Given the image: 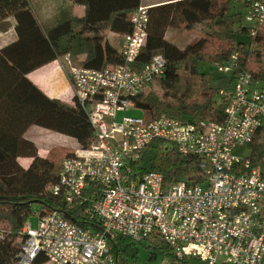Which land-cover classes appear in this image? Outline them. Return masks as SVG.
<instances>
[{
	"label": "built area",
	"instance_id": "1",
	"mask_svg": "<svg viewBox=\"0 0 264 264\" xmlns=\"http://www.w3.org/2000/svg\"><path fill=\"white\" fill-rule=\"evenodd\" d=\"M241 5L254 35L264 28V0H231ZM131 31L122 38L120 61L102 68L77 67L69 54L60 62L74 100L93 128L87 147H76L61 161L54 194L68 205L80 203L87 226L59 212L24 222L17 264H33L43 255L52 264H116L109 243L116 236L143 241L154 234L172 249L157 264H264V173L244 150L264 124V87L239 73L230 88H221L216 104L226 105L220 122L188 121L160 114L149 119L123 116L135 98L164 74L165 58L155 54L140 64L149 6L131 14ZM235 54L232 55V60ZM230 73L232 63L216 66ZM153 139L173 143L179 151L205 163L203 183L184 180L164 184L159 172L138 175L131 167Z\"/></svg>",
	"mask_w": 264,
	"mask_h": 264
},
{
	"label": "trees",
	"instance_id": "2",
	"mask_svg": "<svg viewBox=\"0 0 264 264\" xmlns=\"http://www.w3.org/2000/svg\"><path fill=\"white\" fill-rule=\"evenodd\" d=\"M82 13H71L50 26L40 23L30 0H0V22L14 21L16 39L0 47V264H17L24 222L40 215L59 212L69 220L87 226L84 206L68 205L62 193L54 194L62 160L38 154L36 144L24 137L30 126H40L75 139L77 147H87L93 128L85 110L50 98L26 76L35 68L69 54L77 67L102 68L120 61L122 38L131 31V14L142 0H66ZM231 0H173L149 6L147 37L138 62L152 55L165 58L162 76L153 79L149 90L135 98V108L153 119L160 114L188 121L220 122L226 99L217 105L221 88H230L241 72L264 87V28L254 35ZM233 9L235 11H233ZM178 19L183 30L197 31L203 37L184 46L171 41L167 30ZM112 34V38L108 37ZM84 58H80L84 55ZM235 59L232 60V55ZM232 63L224 83L212 85L200 66ZM224 84V85H223ZM244 156L264 170V124L253 133ZM18 157H30L22 166ZM131 167L138 175L155 171L164 184L184 180L203 183L205 163L198 156L179 151L173 143L153 139L141 151ZM264 173V171H262ZM37 206V210L33 209ZM116 264H137L139 247L148 251L149 259L173 257L172 249L157 235L143 241L118 235L111 239ZM47 259L41 254L33 264ZM184 264H201L184 260Z\"/></svg>",
	"mask_w": 264,
	"mask_h": 264
},
{
	"label": "crops",
	"instance_id": "3",
	"mask_svg": "<svg viewBox=\"0 0 264 264\" xmlns=\"http://www.w3.org/2000/svg\"><path fill=\"white\" fill-rule=\"evenodd\" d=\"M173 0H147L145 2L141 1L145 5H160L167 3ZM39 3L40 14H37L34 6H32L34 14L36 15L40 23H50L54 24L60 19L68 17L71 13H82V8L78 6H71V4L66 0H37ZM37 3V4H38ZM44 25V24H43ZM108 37L111 39L112 34H109ZM16 39V32L14 30V21L7 18L4 21L0 22V47ZM81 59L84 56L80 57ZM28 79L36 85L44 94L50 98L59 99L65 103L73 104V92L72 87L67 76L66 71L63 69L60 60L55 59L50 62H47L34 70L28 72L26 75ZM36 126H30L24 132V137L30 140H33L37 146L38 154L41 156L46 155L45 149L39 146V141L32 139L29 136L30 130ZM41 128V127H37ZM45 151V152H44ZM30 157H18L19 163L26 167L31 162ZM43 264V263H41Z\"/></svg>",
	"mask_w": 264,
	"mask_h": 264
},
{
	"label": "rangeland",
	"instance_id": "4",
	"mask_svg": "<svg viewBox=\"0 0 264 264\" xmlns=\"http://www.w3.org/2000/svg\"><path fill=\"white\" fill-rule=\"evenodd\" d=\"M32 6H34L35 11L37 14H40L39 9V3L37 0H30ZM143 2L147 0H142ZM38 3V4H37ZM238 8V5L235 6ZM233 11H235L233 9ZM240 11L243 14V8H240ZM44 26H50V23H42ZM167 37L171 38V41H174L182 46L192 44L199 40L203 35H201L197 31H188L183 30L181 28V24L179 23L178 19H175L171 26L167 30ZM85 57L84 55H81ZM200 70L203 71L206 74L207 78H213L211 81L212 85H220L224 83V75L217 71V69L214 66H211L209 64H202L200 66ZM224 85V84H223ZM152 89V87H150ZM123 116H135V117H142L144 116V112L140 109L131 108L127 110H121L118 111L116 114V119L119 120ZM40 126H36L29 132V136H31L32 139H36L39 141V146L45 149L46 155L48 157H51L55 160H62L65 156L70 154L78 145L75 139H73L70 136L58 133L56 131L49 130L47 128H37ZM33 141V140H32ZM34 142V141H33ZM35 143V142H34ZM44 151V152H45ZM248 151L245 149L244 154H247ZM33 209L37 210V206L33 205ZM33 224L35 223V218L32 219ZM160 260V257L158 256L156 259H149L148 258V251L144 247H139V253H138V259L137 264H157ZM43 264H52L50 261H46ZM203 264V263H201Z\"/></svg>",
	"mask_w": 264,
	"mask_h": 264
}]
</instances>
